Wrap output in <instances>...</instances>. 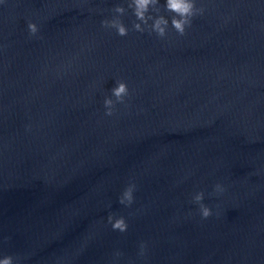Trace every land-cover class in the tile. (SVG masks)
I'll return each instance as SVG.
<instances>
[{"label":"clouds","instance_id":"1","mask_svg":"<svg viewBox=\"0 0 264 264\" xmlns=\"http://www.w3.org/2000/svg\"><path fill=\"white\" fill-rule=\"evenodd\" d=\"M128 7L133 10L136 20L139 21L133 24L135 31L144 32L145 28L142 25H148L149 20H151L152 24L149 26L151 31H154L161 38L166 35L169 20L164 15H157L154 17L148 14L150 10L156 13L160 12V0H130ZM163 7L165 11L174 14L171 18V25L180 35H184L186 27L191 25L192 17L195 16L197 12L203 11V9L196 8L195 0H165ZM114 11L119 15H123L125 13V8L123 6H116ZM101 24L105 28H114L121 37L128 35V28L121 19H119V16L110 21L104 20ZM28 30L30 34L35 35L38 32V27L35 23L29 22ZM111 92L116 98V102L123 103L129 90L126 82L117 81L116 86L111 89ZM104 106L107 109L105 114L111 116L113 114L114 101L111 98H106L104 100ZM215 187L217 192L223 191L221 185L217 184ZM134 189L135 185L130 184L124 190L119 202L123 205L130 206L133 203ZM203 198V192H198L193 197V200L200 205L201 216L206 219L211 216L212 212L208 206L201 203ZM108 220L114 230L125 232L128 228L123 217L114 219L112 215H109ZM0 264H13V258L11 256H6L0 259Z\"/></svg>","mask_w":264,"mask_h":264}]
</instances>
